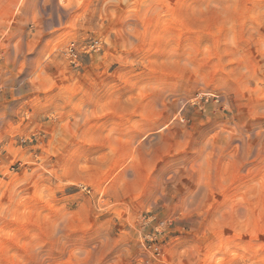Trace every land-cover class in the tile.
Masks as SVG:
<instances>
[{"label": "rangeland", "instance_id": "obj_1", "mask_svg": "<svg viewBox=\"0 0 264 264\" xmlns=\"http://www.w3.org/2000/svg\"><path fill=\"white\" fill-rule=\"evenodd\" d=\"M0 264H264V0H0Z\"/></svg>", "mask_w": 264, "mask_h": 264}, {"label": "crops", "instance_id": "obj_2", "mask_svg": "<svg viewBox=\"0 0 264 264\" xmlns=\"http://www.w3.org/2000/svg\"><path fill=\"white\" fill-rule=\"evenodd\" d=\"M3 81L0 80V83H2Z\"/></svg>", "mask_w": 264, "mask_h": 264}]
</instances>
